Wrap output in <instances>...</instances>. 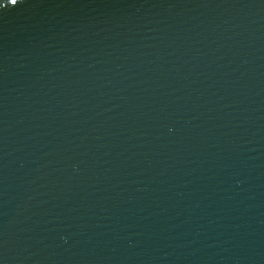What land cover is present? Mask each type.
Listing matches in <instances>:
<instances>
[{
    "label": "water",
    "instance_id": "obj_1",
    "mask_svg": "<svg viewBox=\"0 0 264 264\" xmlns=\"http://www.w3.org/2000/svg\"><path fill=\"white\" fill-rule=\"evenodd\" d=\"M0 264H264V0H0Z\"/></svg>",
    "mask_w": 264,
    "mask_h": 264
}]
</instances>
